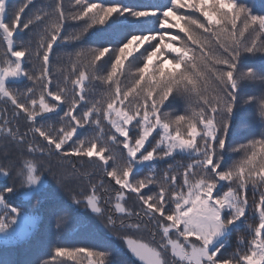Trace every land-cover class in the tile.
Here are the masks:
<instances>
[{
  "label": "snow or ice",
  "instance_id": "obj_1",
  "mask_svg": "<svg viewBox=\"0 0 264 264\" xmlns=\"http://www.w3.org/2000/svg\"><path fill=\"white\" fill-rule=\"evenodd\" d=\"M246 89L264 129V12L243 0H72L67 13L64 0H0L3 242L38 223L9 194L39 206L47 172L69 196L57 228L83 210L123 250L57 245L39 264H264V130L231 139ZM53 157L78 158L87 190Z\"/></svg>",
  "mask_w": 264,
  "mask_h": 264
},
{
  "label": "trees",
  "instance_id": "obj_2",
  "mask_svg": "<svg viewBox=\"0 0 264 264\" xmlns=\"http://www.w3.org/2000/svg\"><path fill=\"white\" fill-rule=\"evenodd\" d=\"M9 6L14 7L24 2V0H8ZM41 3H46L47 0H40ZM105 3L115 2V0H104ZM121 3H145L156 4L163 3L164 0H119ZM253 11L257 13L264 12V0H243ZM64 7L66 13L72 10V0H64ZM31 8V6H29ZM25 15H31V12L26 9ZM82 23V22H81ZM76 29L74 27L68 28V33H72ZM87 46V45H86ZM94 46V45H93ZM64 51H72L71 46L67 49L61 50V55ZM53 71L57 68L56 58L53 57ZM248 65L257 64L258 62L254 58H250L247 62ZM31 67V65H26ZM27 81L16 85L18 88H23ZM251 92V89H246L241 93V109L239 119L235 122L232 129L231 139L234 141L243 140L244 137L252 134H259L261 130L260 120L255 113L254 108L249 107L243 103V100ZM4 104L0 102V109H3ZM11 106L9 105V108ZM2 151V149H0ZM14 158V150L13 156ZM69 160H76L77 167H79L78 158H64L59 159L53 157L47 163L51 166L52 173H55L59 177H66V182L70 188H73L77 193L83 190H87V181L83 180V177L77 179L71 175V164ZM231 163V161H229ZM167 164L164 161L160 162V168H166ZM143 175V173H141ZM107 179L106 177L104 178ZM46 187L43 193V200L39 206L35 205V201L31 204L22 203L18 198L12 197L9 194L10 203L13 206L23 207L29 213H32L38 217V223L31 235L24 239L14 243L5 244L0 241V264H39L40 260L47 258L48 254L57 245H78V244H91L97 247L110 246L113 250V259H119L118 252L116 250H123L122 244L119 240H116L109 235L106 229L99 223V221L92 217L90 213H85L81 210V215L78 216L74 222L68 225H62L59 229L56 225V217L53 215V209L62 203L68 202L69 196L66 191L58 188L57 183L53 180L52 175L45 173ZM12 185L11 179H5L0 177V189L4 184ZM147 191V190H145ZM134 197L129 201L128 206L132 207L135 204ZM251 203V200H250ZM242 228L238 232H234L230 238V247L223 250L227 255L234 251L235 241L237 235L242 232ZM147 235V234H145Z\"/></svg>",
  "mask_w": 264,
  "mask_h": 264
},
{
  "label": "rangeland",
  "instance_id": "obj_3",
  "mask_svg": "<svg viewBox=\"0 0 264 264\" xmlns=\"http://www.w3.org/2000/svg\"><path fill=\"white\" fill-rule=\"evenodd\" d=\"M0 241H2V242H3V238H2V237H0Z\"/></svg>",
  "mask_w": 264,
  "mask_h": 264
}]
</instances>
